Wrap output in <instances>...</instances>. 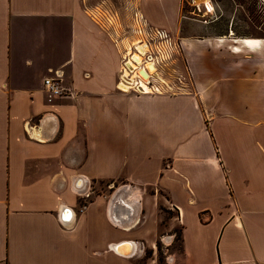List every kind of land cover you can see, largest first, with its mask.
I'll return each mask as SVG.
<instances>
[{"label": "crops", "instance_id": "0c3cea01", "mask_svg": "<svg viewBox=\"0 0 264 264\" xmlns=\"http://www.w3.org/2000/svg\"><path fill=\"white\" fill-rule=\"evenodd\" d=\"M181 14L0 0V264H264V35L182 34ZM159 30L178 78L119 91L124 57Z\"/></svg>", "mask_w": 264, "mask_h": 264}, {"label": "rangeland", "instance_id": "374dc122", "mask_svg": "<svg viewBox=\"0 0 264 264\" xmlns=\"http://www.w3.org/2000/svg\"><path fill=\"white\" fill-rule=\"evenodd\" d=\"M208 5L211 6V10H209ZM181 16L180 32L182 34L186 32L197 33L199 32L197 28H203L205 30L204 32L208 34L217 35L218 37L230 35L234 39L264 35V4L261 0H182ZM187 25L189 30H185ZM191 28H193V31ZM149 42L152 44L156 43V46H160L161 52L163 53L162 56L164 59L158 57V61L160 65H163L162 67H164V72H167L168 78L159 76L166 81L167 79H170L171 82L176 81L178 75L176 76L171 73L175 72L176 65H179L176 59L177 47L175 43L170 40L161 42L157 38H151ZM138 44L140 43H137L136 47L134 49L132 48V51L137 50ZM141 45H144V43ZM152 46L146 52L147 57L145 58V54L143 55L140 66L146 63L148 57L160 56L157 47ZM128 57L129 55L124 57L123 63L125 58L127 59ZM161 214L163 218H166L173 214V212L165 207H161ZM174 229L176 234L174 235L173 245L178 248L180 244L178 227L176 226ZM166 239L167 236L164 240ZM162 242L158 244L157 248V253L161 260L164 245ZM147 253L149 254V252Z\"/></svg>", "mask_w": 264, "mask_h": 264}, {"label": "bare ground", "instance_id": "6f19581e", "mask_svg": "<svg viewBox=\"0 0 264 264\" xmlns=\"http://www.w3.org/2000/svg\"><path fill=\"white\" fill-rule=\"evenodd\" d=\"M208 8L209 10H211L210 5H208ZM244 39L245 40H243L242 42L246 43L247 45L256 43L255 38L246 37ZM144 45L138 44L137 50L135 49L136 51L134 52H130V50H128L130 52L129 57L125 60V63L123 64V69L121 70V73H120L121 79H122L121 86L123 88H127L129 84L133 83L134 81L133 77L138 75V71L140 69H143L146 72L147 77H142L140 75L141 81L136 83V87L139 91L148 92V87L144 83V80L148 78V74H152L160 83H164V80L159 76L158 72L156 71L155 65L153 61L151 60V57H148V61L142 64V66H140V64L142 63V55L146 53V47ZM157 51L160 57L162 58L163 53L161 52L160 46H157ZM156 88L158 89V87ZM125 245L127 246V250H125L124 252L129 253L131 246L127 243Z\"/></svg>", "mask_w": 264, "mask_h": 264}, {"label": "built area", "instance_id": "2783aa9c", "mask_svg": "<svg viewBox=\"0 0 264 264\" xmlns=\"http://www.w3.org/2000/svg\"><path fill=\"white\" fill-rule=\"evenodd\" d=\"M155 38H157L158 40H162V41L163 40H166V33L164 31H162V30L156 31L154 33V36H153L152 39H155ZM122 69H123V65L121 67V70ZM121 70L119 72L118 80H117V83H116L117 89L119 91H121V92H127V91H129L131 89L135 90L138 93L139 92H142V91H139L137 89V87H136V83L141 81V76L142 75L140 74L141 75L140 76L138 74V75L134 76L133 77V79H134L133 83L132 84H129L127 86V88H123L121 86V83H122L121 74H120L121 73ZM60 78H61V72H55L53 76H47V77H45L43 79V89L47 93V96L49 98H54V97L61 96L62 94H64V90L60 86ZM152 78H153L152 77V74H148V78L146 80H144V83L148 87V92H151V91L158 92V89L155 86H153V84L151 83ZM144 92H147V91H144Z\"/></svg>", "mask_w": 264, "mask_h": 264}, {"label": "water", "instance_id": "95a60500", "mask_svg": "<svg viewBox=\"0 0 264 264\" xmlns=\"http://www.w3.org/2000/svg\"><path fill=\"white\" fill-rule=\"evenodd\" d=\"M139 72L143 77H147V74L143 71V69H140Z\"/></svg>", "mask_w": 264, "mask_h": 264}, {"label": "trees", "instance_id": "16d2710c", "mask_svg": "<svg viewBox=\"0 0 264 264\" xmlns=\"http://www.w3.org/2000/svg\"><path fill=\"white\" fill-rule=\"evenodd\" d=\"M202 219V218H201ZM178 238H180V237H178Z\"/></svg>", "mask_w": 264, "mask_h": 264}]
</instances>
